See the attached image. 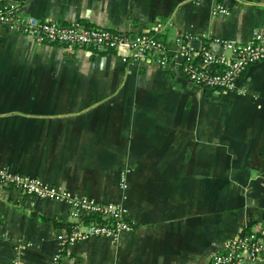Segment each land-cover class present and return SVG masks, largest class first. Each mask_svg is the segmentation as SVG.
Wrapping results in <instances>:
<instances>
[{"label": "crops", "instance_id": "crops-1", "mask_svg": "<svg viewBox=\"0 0 264 264\" xmlns=\"http://www.w3.org/2000/svg\"><path fill=\"white\" fill-rule=\"evenodd\" d=\"M5 3L152 33L169 51L180 38L217 49L215 40L243 42L264 27V0ZM175 60L123 59L0 25V168L118 203L131 224L70 239L65 195L0 186V264H209L229 237L264 227V59L225 91L192 82Z\"/></svg>", "mask_w": 264, "mask_h": 264}, {"label": "built area", "instance_id": "built-area-1", "mask_svg": "<svg viewBox=\"0 0 264 264\" xmlns=\"http://www.w3.org/2000/svg\"><path fill=\"white\" fill-rule=\"evenodd\" d=\"M216 10L226 12L224 5ZM0 25L31 33L38 42H54L66 47L110 49L123 59L139 60L155 57L166 65L180 59L183 74L192 82L206 88L222 91L236 89L241 75L252 64L264 59V27L254 28L246 41L218 39V48L211 45L194 46L183 38L169 51L166 43L156 35L139 32L135 35L117 32L102 25H87L79 21L60 23L53 19H40L22 10L19 3L0 6ZM0 186L16 187L25 194L65 195L70 205V228L67 238L81 239L92 233L116 236L131 224L118 203L94 201L84 195L60 191L55 186H44L37 176L2 167ZM57 255L53 256L55 260ZM264 261V227L252 226L228 238L225 246L216 252L209 264H237Z\"/></svg>", "mask_w": 264, "mask_h": 264}]
</instances>
